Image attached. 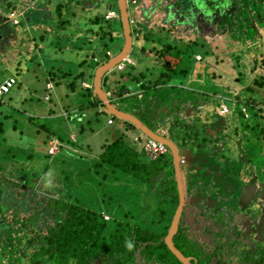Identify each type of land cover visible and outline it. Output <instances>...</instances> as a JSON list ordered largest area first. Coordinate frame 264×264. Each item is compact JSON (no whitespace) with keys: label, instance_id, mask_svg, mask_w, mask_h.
Segmentation results:
<instances>
[{"label":"rangeland","instance_id":"374dc122","mask_svg":"<svg viewBox=\"0 0 264 264\" xmlns=\"http://www.w3.org/2000/svg\"><path fill=\"white\" fill-rule=\"evenodd\" d=\"M29 1L30 0H25V5H27ZM111 1L112 0H73V2L70 1V4H68L62 0H48L47 4H50L54 11L56 5L61 3V17H57L56 13H53L52 8L47 14H45V10L47 9L36 10L37 14L35 17H42L44 20L41 21L47 22L45 26L51 27L48 31L49 33L52 31L53 35H50L49 33L43 34L41 31L36 30L31 32L32 38H29L28 35L24 37L22 36L24 33L23 29H21L28 22L25 21L24 17H22L20 13H16L15 16L19 19L20 25H14V27L11 28L6 22L9 21L11 23V19L9 17V12L11 9L7 7L8 0H0V80L4 75L10 73L13 76H16L18 83L13 89H11L9 94L0 98V122L5 124L3 136L0 134V165L2 166L0 175L2 176V179L5 178V180L16 184L20 179L30 178V176L31 178H37L39 174H42L38 173V171L41 169V164L47 162V158L45 159V153L49 140L46 139V130H42L41 125L47 127L48 131L53 132L51 140L54 141L50 142V145L57 142L56 139H58V137L66 140L70 138L76 143V145H70L66 142L62 143L61 140L58 139L62 143L64 149L60 148L57 153L55 152L56 154L50 153L53 154V156L50 157V166H48L49 169L46 171L45 176H47V178L44 179L42 188L37 187L32 189L38 194L35 196V198L37 197V199H44L42 200V206L48 204L46 203L47 199L42 195L49 194L53 199H58L59 197L57 190L61 187L59 180L60 176L62 177V175H58L59 165L63 166L59 169H62V172L68 173V176H70L71 171H74V168L77 164L83 165L87 163L90 158L95 159L97 154L102 151L105 143H111L109 141L118 136L120 130H122V125L118 121H115L114 126H105L104 121L107 114H104L105 117L102 116V114H98L95 119L94 110L82 107V105H86L88 101L87 93L83 88H88L90 87L89 85L84 83L81 84L82 80L79 79L75 83L76 87L74 92L71 91V89L67 86V83L74 80V76H76L81 71L85 72L86 78L84 80H87V82L92 85V76L94 70H96L99 66L93 70V66L95 64L93 62L92 64H89L91 61H88L86 65L80 67L77 63L78 59L76 58V55L72 53L75 52V50L71 49V47L75 45V47L84 48L88 45L87 39L91 36V31L98 32L97 26L90 25V18H92V16L104 13L106 19V14L109 11L103 10V5L106 3H112ZM236 1L238 0H231V4L233 5L234 9H230V11L224 13L223 15L220 13V16H212L207 14V18L205 20H203L200 15L196 19L192 18L191 20H185L184 17H179L181 15L184 16L182 12L175 15L170 12V14L173 15V19L174 17L175 19H172L169 22H166V12L161 13L158 9L159 7H162V5L159 4V0H135L134 4L131 3V0H127V7L129 19L132 25V37L135 36V28L133 27L134 23H136L135 26L138 28V30H141L140 38L134 40V44H136V46L145 47V45H148V43L144 42L146 40H144L142 36H145L148 39H153L151 41L155 44L160 43L158 46H162L164 44L163 41L167 44H170L171 46H175L178 39L179 41H182L183 44L186 42L185 45L181 46L183 48H179L180 46L177 48H172L169 51L171 54L165 55L166 59L168 61H174V58H178L180 65L179 67L174 68L176 71H179L183 68L186 70V73L188 71L189 74L192 73V77L200 79L196 80L195 82L193 81V83L188 81V79L183 80L179 73L176 75L173 74L169 78L168 84L159 90L158 93L168 92L171 90L170 86H174V89L178 91L179 96L184 98L190 97L192 95L196 96L199 92L198 89L203 87L202 81L204 82V80L211 82L209 85L211 84L214 86L217 91H223L222 89L224 88L220 89L221 86L230 88L231 93H233L232 91L235 89H242V92L237 95V99L240 104L239 106L235 105L234 108L232 102L226 101L230 112L225 118H229L232 120V124L239 127H237L236 130H232L231 133L228 134L231 137V140L228 142V151L224 153V157L219 158L217 161L219 165H224V163L228 162V159L231 158L229 153H231V155H237L235 139L238 136L239 140L242 142V145L244 144L246 148L250 149L248 158H252L251 162L256 164L253 166H255V169H257L260 174V176L257 177V181L264 183V168H262L264 167V141L257 139L261 138L259 129L264 127V119L261 120L260 118H257L254 113L255 110L251 106L246 108V116L243 112H241L240 108L241 103L245 100L254 104V106L260 104V106L263 108L264 117V89L255 86L253 82L251 83L252 85H250V82L254 76H264V25L261 26V23L258 22L257 12L259 11H257L255 8H253L250 12H247L248 14L242 15L244 19L240 18V16L238 19H235V17L233 18V16L238 14L237 12H244L242 7H240L242 10L239 8L235 9L238 3ZM114 2L115 4L113 9L118 13L116 0ZM225 2L227 3L228 0H212L210 10L212 12L216 11L215 6H218V8L222 6L221 9L224 8ZM18 6L19 5L16 7ZM44 7L45 5L40 2L37 6H35V8ZM148 8H154L153 11H149L150 18L147 19L146 17L145 20L142 18L140 19V11L148 10ZM88 9L90 10L88 11ZM64 10L66 11L63 12ZM225 14H227V17H225L228 19L227 22H225V18H222V16ZM208 16H210L211 22H208ZM262 16L264 17V14H262ZM168 18L170 20L171 15ZM59 20L66 21L68 23L65 22L63 26H59ZM238 20L241 21L240 24L243 26V28H241L239 31L234 28L238 24L236 22ZM41 21L39 22V24L42 26L40 29L45 30L47 27L43 26ZM202 21L208 22L209 26H207L206 22ZM109 22L110 24H113L116 34L114 33L115 36L112 42L107 43L105 50L110 51L113 56L117 53L118 49L122 47L121 45H123V35L119 17L116 20H110L107 23ZM213 23L214 25L211 26L210 24ZM39 24L36 23V25ZM103 24H106V21L105 23L103 22ZM162 24H166L170 28L168 30L163 29L166 30V32L162 31V29L159 27V25ZM147 28H150L149 31H147ZM99 30V33L107 35L106 27H102ZM237 31L241 32L242 34H248V37L252 35L253 40L257 39L258 43L251 46L249 44L253 41H245L246 46L244 45V47H238L237 45H234L238 41L233 40L232 38L233 35L237 33ZM207 33H212L211 38L213 39H209L210 37L207 38ZM42 35L45 37L40 38ZM149 35H154L157 39H154V36L149 37ZM29 41H33L37 48L38 53H36L37 57L35 58H32L33 55L31 53L33 51H29V48H27V43ZM138 41L141 42L139 45L136 43ZM218 42H224L223 46L221 47L222 44ZM230 43L232 46L228 47L227 45ZM225 47L229 48L227 51H231V53L235 54V60H233V54L228 56L226 53H224ZM151 52L152 51H150V53ZM29 53L31 54L29 56L32 58V61L28 59ZM244 54L246 56H244ZM139 55L141 54L139 53ZM143 55H147V53L144 52ZM154 55L157 54L154 53ZM197 55L201 58H195ZM236 56H238V58H236ZM96 57L98 58V62H100L99 65L105 63V61H103L105 57L101 52L97 53ZM146 60L147 58L144 59V61ZM152 65L154 64L152 63ZM144 67H146L145 64ZM144 69L145 68H141L140 70ZM67 72L70 74L62 77V74ZM113 72H116L117 74L119 73L118 71ZM160 72H162L161 68L156 65L152 68H149L148 72H143L144 78L142 82L154 80L156 75ZM139 74L140 72L136 73L135 75L138 76ZM115 76V73L107 75L106 82L103 83L104 90H107L110 84L112 85V83L109 84V80ZM47 83L50 84V87L52 88L51 90L47 89L49 86ZM248 85H250L249 89H244ZM188 88L190 89L188 90L190 92L184 95L183 93H186ZM128 89L132 90L134 93H131L129 98H123L125 99L123 100V102H125L124 106H126V104L128 106H136L139 104L136 101V99H138L137 97L142 98L143 96H148L144 94L141 95V91L136 89L134 90L132 86H129ZM204 92H207V88L205 87ZM145 93L149 94L148 91ZM47 96H49V100L48 98L46 99ZM153 98L155 97L153 96ZM112 101L115 102L116 105L122 103L121 99L118 98L115 100L113 99ZM120 107L123 109V106L120 105ZM234 109L236 112L233 111ZM135 115H140V113L136 112ZM89 127L94 129L92 133L89 132ZM81 128H83L84 133L80 135L79 129ZM197 129L198 125L195 126L196 131ZM134 134H136V132L129 131L127 135H125V138L129 141L133 138ZM199 139H201V136L198 137V140ZM209 141L214 143L217 141V139L211 135L205 139L204 143L207 144ZM257 145H263L260 154L257 148H254V152L251 150V147ZM52 150H54V148H52ZM168 153L166 155H168ZM26 155L32 156L30 162L21 161L26 157ZM12 157L15 158V160H12ZM165 158H167V156ZM8 161H20L21 164H8ZM52 164H54V166H52ZM155 164L159 165L161 163L155 162ZM237 165V163L234 164L231 170H238V167H236ZM258 167L260 168L258 169ZM169 168L170 166L166 168V171H168ZM261 169L262 172H260ZM65 173L63 174V177L65 176ZM252 175L254 176V173ZM248 176V174L242 172L238 178L240 181H244L246 183L248 182V185L246 184V186L251 190L249 192H245L244 196H241L242 202L239 198L240 195L235 192L236 194L232 196L233 199H231L230 196L229 200L227 201L230 202L231 206L226 207L225 202L224 208L227 210L231 209V211L236 212L235 215H240L242 217L244 214L245 218L258 220L257 218L261 216V213L264 212V195L260 196V194H264V192L259 187V193H257V185H249L251 178H248ZM93 180V183H95L94 187L96 188L103 184L107 186V190L103 191L109 192L111 189V191H118L116 186H118L120 183L114 184L110 182V176L103 178V176L100 175L98 178L96 177ZM41 181H38V183ZM109 184L110 188H108ZM69 185L65 186V192L71 188ZM72 186L76 187V184L72 183ZM77 187L78 192L80 193V186ZM6 191L18 201L26 199L27 192L25 191L24 193L21 188L15 190V188L10 186ZM16 192H18V194ZM254 192L255 194L252 198ZM99 194L100 191L98 189H95V191L92 189L88 191V197L89 200L92 201V205H98V209L96 210H99L100 208V210L109 217V220L105 221V224L107 225V232H104V235L106 236L108 234L109 236L110 230L116 227V232L117 234L119 233L118 235L124 237L123 239L125 240L127 238L131 239L134 228L130 226V228L122 229V224L128 220L129 215L134 216L135 222L138 223V217L132 213L127 215L123 205L119 206L118 203L121 202L122 197H126L130 202L139 199L140 203L146 205L150 197L147 195H142L139 197L135 183L132 184V187L130 190H128V192L121 191L119 192V195L117 193L115 195L114 201L111 204L108 202H105V204H100L98 202L100 201ZM118 196L120 197L119 199ZM104 198L111 199L112 195L107 193L102 196L101 194V201ZM243 200L248 202L243 203ZM260 200H262L261 205H259ZM5 204L10 205L9 202H5ZM114 204L118 206L115 208ZM246 204H253L251 206L253 208L247 209ZM29 206V211L26 213H21L19 218H26L28 216L31 217V212L33 210L31 209V201L29 202ZM257 206H261V208L259 207L260 209L257 208L259 212L253 213V211H255V207ZM194 209L196 216H191V212H189L188 208L187 218L184 221H181V223L183 225L186 224L185 226H188L189 233L200 236V232L197 231L199 226L197 220L198 218L201 219L202 217L209 216V213L214 212V208L212 205H210L209 208L206 207L201 201L197 203ZM12 216L13 213L11 207L4 213L3 222L0 224V249H2V252H4V256L0 254V262L3 264H16L19 256L22 254L25 255V257L20 259L19 264H27V257H31L32 249L25 246L24 239L15 238L14 232L16 230L18 231L16 225L14 224L12 228H7L6 230L2 229L3 226L9 225ZM167 216H169L167 219L171 218L170 215ZM194 218H197L196 221H194ZM242 220H236L235 222L231 223V225L234 226L232 229L235 230V226H239V228H243L245 230ZM248 221L250 220L248 219ZM212 222L213 221L211 219L208 223L204 222L202 225H208L210 232H213L217 229H223L232 233L234 232L231 231L230 228H227L228 225L217 227L213 225ZM160 223L158 226H162ZM118 228H120L121 232H119ZM156 233L159 234L157 231ZM136 234H138V232H136ZM157 234L152 235V237L158 238L159 235ZM163 234L165 233L163 232ZM221 237L222 240H225L223 235ZM232 237L234 238V235H232ZM232 237H230V239ZM112 239L113 236L111 234L109 242L112 243ZM125 242H123V244L119 243V246H113L110 248V251L106 249L107 252L98 253L100 251H97L91 254L89 264H122V258L120 256L122 254L125 256L126 250L128 249L125 246ZM243 243L246 244L244 241ZM177 245L181 250H183L185 253H188L193 258L198 256L194 251L189 252V250L186 248L184 240L180 239L179 242H177ZM82 248L83 250L85 249L84 246ZM206 249H208L207 246ZM135 252L136 253L134 257L136 258V262H138L139 251L137 250ZM122 261H124V259ZM199 264H202V262L200 261Z\"/></svg>","mask_w":264,"mask_h":264},{"label":"crops","instance_id":"0c3cea01","mask_svg":"<svg viewBox=\"0 0 264 264\" xmlns=\"http://www.w3.org/2000/svg\"><path fill=\"white\" fill-rule=\"evenodd\" d=\"M69 1H72V0H69ZM248 1L250 3L251 8H249L247 4H243L241 2V0L236 1L238 3H237V6L235 7V9L236 8L241 9L240 7H242L244 12L239 10L240 12H237L238 14L233 16V18L235 17V19H238L239 16H240V18H243L242 15L247 14V12H250L253 8H255L257 11H259V12H257L258 18H260L258 20V22L261 23L260 24L261 26L264 25L263 24L264 23V17H262V14H264V0H248ZM39 2L42 3L43 5H45V7L44 8H35V6H37ZM47 2H48V0H30L29 3H27V5H25V2H21L20 0H8V4H11V3L14 4L15 8L12 9V8H10V6H7V7L9 9H11V11L16 10L15 12L20 13L22 15V17L24 16L25 21L29 23V24L27 23L23 28H21V29H23V33H24L22 35L23 37L28 35L29 38H32L31 32L36 31V30L41 31L43 34L49 33L48 30H50L51 27L45 26V24H47V22L41 21V20H44L42 17L41 18L35 17L37 14L36 10H38V9H41V10L47 9V10H45V14H47L48 11L51 10L52 6H50V4H47ZM159 4L162 5V7L158 8L161 13L166 12V11L171 12V10L176 6V5L174 6L173 0H159ZM17 5H19V6L16 7ZM243 5H245V8H243ZM113 6H114L113 2L110 6H109V4L106 3L104 8L106 11H109V10L112 11V10H114ZM55 9H56V7H55ZM52 10H53V8H52ZM89 10L90 9H88V11ZM65 11L66 10H64L63 12H65ZM114 11H116V10H114ZM260 12H261V14H260ZM53 13H56V12L53 10ZM166 14L169 15L168 13H166ZM215 15L220 16V13L219 14L214 13V16ZM179 17L183 18L184 16L181 15ZM225 17L226 16H222V18H225ZM193 18L196 19L197 16H194ZM222 18H220V19H222ZM91 19L93 20V18H90V20ZM114 19L116 20L117 18H114ZM114 19H112V20H114ZM90 20H89L90 25L95 26L90 22ZM224 20H225V22L228 21V19H226V18ZM10 21L12 23V20H10ZM40 21L42 22L43 26L47 27L45 30L40 29L42 27L39 24ZM129 21H130V19H129ZM6 22L9 24V26L11 28L14 27L13 23L11 24L9 21H6ZM202 22H206V21H202ZM236 22L238 24L234 28H236L239 31L241 28H243V26H242V24H240V22H241L240 20H238ZM36 23L39 25H36ZM66 23H68V22H66ZM129 23H130L131 34H132V25H131V22H129ZM206 24H207V26H209L208 22H206ZM19 25H20V23L16 26H19ZM135 25H136V23H134V26H133L135 28V32H134L135 36L132 37L133 45H132V48H131L128 56L126 57L125 60L118 63L111 71L106 73V75L103 77V78H105L104 82H106L107 75L112 74V73H115V75H116L115 77H113L109 80V84L112 83V85L110 84L108 86L107 90L103 89V81H102V89H103L104 93L106 94L108 100L114 106H116L118 109H120L124 112H127V113L132 114L135 117H137L138 120H140L146 127H148L152 133L158 134L159 136L164 137V138L172 141L176 145L178 152L179 151L181 152V153H179V156H180V158H179V167H180L179 168V173H180L179 179L182 183L184 194H185L184 195L185 203H184L183 210L181 213L182 215L180 216L181 221H182V219L185 220L187 218L188 208H189V212H191V216H193V217L196 216L194 213V210H195L194 208L196 207L198 202L202 201L206 207L209 208V206L212 205L214 208V212L209 213L210 214L209 216L202 217L201 219L198 218L197 223L199 226L197 228V231L200 232V236L189 233L188 226H185L186 224L182 225V227H183L184 231L185 230L188 231V233L190 235L189 238L191 240H194L195 242H199L198 248L200 250L202 248V245L207 244L206 246L208 247L209 251L207 250V252H205V254L208 257L210 256V260L212 259V264H264V255L262 256V253H263L262 251L259 252L260 254L257 255L256 257L252 256L253 251L249 252V249L254 244L253 245L251 244L252 242L248 237L245 236L243 238H241V237L238 238L237 235L234 234V238L233 237L231 238L232 240L231 239L229 240L227 236H224L225 240H222V237H221L223 234L222 229H217V230H214L213 232H210L208 225H202V223H204V222L208 223L211 219L213 221L212 222L213 225H215L217 227H222L225 225H228V227H230L231 223L235 222L236 220L241 221V219H239V217L237 215H235L236 212L231 211V209L227 210L224 208V203L226 202L225 203L226 207H230L231 204H230V202H227V201L229 200L230 196H231L230 198L233 199L232 196L236 193L238 195H240L239 198H240V201L242 202L241 196H244L245 192H249L251 190L249 187L246 186V184L248 182L246 183L244 181L239 180L238 176L242 172L248 174L249 175L248 178H251L250 181H252V184H249V185H255L256 184L257 190L259 191L258 188L260 187L261 190L264 192V183L257 181V177H259L260 174H259L258 170L255 169V166H253L256 164L254 162L253 163L251 162V160H252L251 157L248 158V154L250 152V149L246 148V146H244V144L242 145V142L239 140L238 136L235 139L236 148H237V150H236L237 155H235V154L231 155V153H229L231 158L228 159V162L224 163V165H219V163L217 161L219 158L224 157L223 156L224 153L226 151H228V142L231 140L230 139L231 137L228 134H230L232 130H234V129L236 130V128L239 127V126L232 124L233 122L229 118H225L227 114L226 115L220 114V111H219L220 106L222 104L227 106L226 101L232 102L234 108H235V105L239 106L240 104L238 102L237 95L242 92V89H239V88L235 89L234 91H232L233 93H231L230 88H228L226 86H221L220 89L224 88V89H222L223 91H217L216 88H214V86H212L211 84L209 85V83H211V82L204 80V82L202 81L203 87L201 89L199 88L200 90L198 89L199 92L196 96L192 95L190 97H185V98L182 96H179L178 91L174 89V86H170V85H169L171 88L170 91L165 92V93H163V92L158 93L159 90H161L165 85L168 84V82H167V83H164L163 85L154 86V81L159 76V74L161 73L160 72L159 74L156 75V78L152 81H150V80H148L146 82L141 81L144 84L146 83V85L148 86V89H145V90L136 89V90L141 91L140 92L141 95L144 94V95H148V96H146V97L143 96L142 98L137 97L138 99H136V101L139 104L136 106H128L127 104H126V106H124L125 102H123V100H125V99H123V98H125V97L129 98L130 93L127 92L126 94L123 95L122 98H118V97H114L112 92H118L119 91L118 92L119 94L120 93L123 94V91H120V86L124 85L126 87L128 86V88H129V86H132L131 84H133L132 81L130 80L129 76H132V75L136 76L135 74L140 72L139 75H142V77L144 78L143 72H148L149 68H152L155 65L160 67L162 72L166 71V70H164V68H165L164 63H166L167 65L168 64L171 65L172 69L175 70L174 68L179 67V65H180V63L178 62V58H174V61H168L166 59L165 55L171 54V52H169V51L172 48H177L178 46H180L179 48H183L181 46L185 45V43H186L185 42L183 44V42L179 41V39H178L175 46H171L170 44H167L164 41H163L164 44L162 46H158L160 43L155 44L154 42L151 41L153 39H148L145 36H142V38L144 40H146L144 42L148 43V45H145V47L136 46V44H134V40H136L137 38H140L141 30L140 29L138 30V28ZM163 25H164V27L162 29L168 30L170 28L166 24H163ZM210 25L213 26L214 23L210 24ZM110 26L112 27L113 34L114 33L116 34L113 24H110ZM149 29L150 28H147V31H149ZM245 30H247V29H245ZM238 31L235 35H233V38H232L233 40L238 41L234 45H237L238 47H244V45L246 44L245 41H253L252 43L249 44L251 46L256 45L258 43L257 39L253 40L252 35L249 34L250 37H248V34H242L241 32H238ZM91 32H92V34L87 39L88 45L86 47L80 48V47H75V45L71 47V49L75 50V52H72V53H74V55H76V58L78 59V61H77L78 64H80L83 60L85 61L86 59H90L91 56H94V58L92 60L93 62H98V58L96 57V54L103 52L104 48L102 47V41L100 42V40H99V38L101 36L100 33L96 32V31L95 32L91 31ZM49 34L53 35L52 31ZM147 36H148V34H147ZM152 36H154V35H149V37H152ZM211 36H212V33H207V38L210 37L209 39H213V38H211ZM43 37H45V36L44 35L40 36V38H43ZM243 38H245V39H243ZM154 39H157V38L154 36ZM226 41H230V40H226ZM110 42H112V41H110ZM136 43H137V45H139L141 42L138 41ZM218 43L222 44L221 45V47H222L224 42H218ZM27 44H28L27 48H29V51H33L31 53L33 55L32 58L37 57L36 53H38V52H37V48H36L35 44L33 43V41H29ZM121 46L123 47V45H121ZM227 46L231 47L232 44L230 43ZM122 47L119 48L117 53L113 56H112V53H110V51H108L110 53V56H108V58H113L114 56L119 54L122 51ZM228 47H225L224 53H226V55L230 56V54H233V53H231V51L230 52L227 51V49H229ZM150 51H152V52L150 53ZM138 52L141 55H139ZM144 52L147 53V55H143ZM154 53H156L157 55H154ZM31 54L29 53L28 56ZM244 56H246V55L244 54ZM142 57H143V59H142ZM232 57L234 58L233 60H235V54H233ZM32 58H30V56H29L28 59L32 61ZM145 58H147L146 61H144ZM195 58L199 59L201 57L197 55ZM236 58H238V56H236ZM152 63L154 65H152ZM144 64L146 65V67H144ZM118 65L122 66L121 70H117ZM141 68H145V69L140 70ZM113 71H118L119 73L117 74L116 72H113ZM94 72H95V70H94ZM123 73H125L127 76ZM177 73H179L180 77L183 78V80L188 79V81H191V82H193V81L195 82L196 80H200V79H196L195 77H192L193 74L192 73L189 74V71L186 73V70L183 68L180 69L179 71H176V70L174 71V75H176ZM64 74H62V77L66 76ZM119 74H120V76H119ZM8 75L13 76L10 73ZM139 75L137 76L138 79H139ZM93 77H94V73H93L92 78ZM14 78L16 79V77H14ZM85 78L86 77L84 76V79ZM143 78L139 79V80H143ZM16 81H17V79H16ZM69 83L70 82L67 83V86H69ZM82 83L90 86L88 90H91V94H92L91 97H95L93 95V86L90 83H88L87 80L86 81L82 80L81 84ZM47 84H49V83H47ZM125 84H127V85H125ZM204 87L207 88V92H204ZM45 88H46V86H45ZM83 89L85 90V88H83ZM244 89H247V86ZM188 90H190V89L188 88L187 92L183 93V94L184 95L188 94L190 92ZM147 91L149 94L145 93ZM86 93H87V91H86ZM153 96L155 98H153ZM114 98L115 99H117V98L121 99L122 103L119 105H116L115 102L112 101ZM48 100H49V96H48ZM89 100H91V98H88L87 102H89ZM245 101H243L241 103L240 108L246 109V108H248V106H251V104L248 106L245 105L244 104ZM100 103H101V101H100ZM101 105L102 106L98 105V106L92 107L90 109L94 110L95 113L102 114V113H100V111L104 112L103 111L104 106L102 103H101ZM120 105L123 106V109L120 107ZM83 106H85V105H82V107ZM233 111H235V109ZM136 112H139L140 115H135ZM229 112H230V110H229ZM105 115H106V113H105ZM102 116H104V114H102ZM112 117L113 116L106 115L105 121H104L105 126L106 125H108V126H114L115 125V121H118V120H116V118L113 119ZM110 119L113 120V122L111 124L108 123V121ZM118 122H120L122 125V130H120V132L123 133L124 135H127V133L129 131L136 132V134L133 135V138L131 140L128 141L126 138H125V140L128 142L130 147H132L131 149H133V151L139 156V159L145 160L146 163H149V162L155 163V162H158L157 160L162 159L163 162H167V164L170 166L168 171H166V168H164V171H162L161 173L155 174V176L153 177V181L151 183L153 184L154 182H156V184H153L152 190L150 191L151 194L149 195V197H150L149 200L153 201L157 198V196H159V197L162 196L159 194L160 189L157 188L160 181L158 180V183H157V181H155L156 179H158V176L160 174L162 175V176H160V178L162 177V179H163L165 176L168 175V178L170 180L174 181L175 186H176V191H177V197L179 199L178 176H177V173L175 172V169L173 167V156H172L171 152L169 151V149H168V152L170 153V155L168 153V155L165 154L156 160H152L150 158L149 154L145 151V149H144L145 144L143 142L144 139H146V138L149 139V138L143 132H141L135 128L126 129L125 123H122L121 121H118ZM196 125H198L197 131L195 130ZM89 132H91V130H89ZM120 132L118 135L121 134ZM211 135L214 136L217 139V141L214 143L212 141L207 142V144L204 143L205 139H207ZM199 136H201V139L198 140ZM260 136H261V138H257V139H261V141H264V132H263V135L261 134ZM116 137H114L112 140H114ZM136 138H138L139 140L136 141L135 140ZM189 138H191V139H189ZM70 140L72 142L74 141L72 139H70ZM52 141H54V140H50V142H52ZM56 141H58V143H59L57 146L58 149L56 150V153H57L60 148H63V146H62L63 142L61 143L58 139H56ZM111 141H109V142H111ZM156 142H158V141H156ZM67 143H69V142H67ZM159 143H161V142H159ZM262 147H263V145L262 146L261 145L253 146V147H251V150H252V152H254L253 151L254 148H257V150L260 154ZM166 156H167V158H165ZM235 162L238 164L236 166V167H238V170L232 171L231 169L233 168V165L236 164ZM259 168L260 167H258V169ZM262 168H264V167H262ZM260 172H262V169ZM253 173H254V176L252 175ZM142 186H141V189H144ZM254 194H255V192L253 193L252 198H253ZM261 195H264V194H261ZM163 198H164V195H163ZM251 199H249V200H251ZM247 202L248 201L245 202L243 200V203H247ZM261 203H262V200H260L259 205H261ZM253 204H246L247 209L253 208V207H251ZM177 205H178V202H177ZM259 207L261 208V206H259ZM259 207L258 206L255 207V211H253V213L259 212L257 210V208L260 209ZM104 215H106V214L104 213ZM243 217H245L244 214H243ZM263 217H264V212L261 213V216H259L257 218V219H260V220H258V221H260V231H261L259 234L260 239L255 240L252 238L253 241H256V245H259V246L260 245L262 246L264 244V218ZM172 218H173V216H172ZM196 219L197 218H194V221H196ZM179 221H180V219H179ZM178 225H179V223H178ZM243 241L246 244H244ZM254 251H255V249H254Z\"/></svg>","mask_w":264,"mask_h":264},{"label":"trees","instance_id":"16d2710c","mask_svg":"<svg viewBox=\"0 0 264 264\" xmlns=\"http://www.w3.org/2000/svg\"><path fill=\"white\" fill-rule=\"evenodd\" d=\"M62 1L68 4L70 3L69 0ZM114 1L115 0H112L111 2L115 4ZM111 4L112 3H109V6ZM105 5L103 6L105 7ZM7 6H10V8L12 9H14L15 7L12 3L7 4ZM61 8V3H58V5H56L55 12L56 16L59 18L62 14ZM103 10H105V8ZM92 18L93 20L91 19L90 22L98 27V33L100 32V28L106 27L107 35L100 33L102 35L99 38L100 42L102 41V47L104 48L102 53L104 54L105 59L103 61L106 62L109 58L108 56H106L105 51L108 50H105V47L107 43L113 40L115 35L113 34L110 22L107 23L110 20L105 19L104 13L100 15H95ZM105 21L106 24H103V22L105 23ZM65 22L66 21L59 20V26H63ZM93 58L94 56H91L90 59H86L85 61L83 60L78 65L80 67L86 65L88 61H92ZM92 62H89V64H92ZM93 63L95 64L93 66V70L96 67L100 66V62ZM164 66V70L166 71H163L159 74V76L154 81V86L163 85L164 83H167L169 78L174 74L175 70L172 69L171 65H167L166 63H164ZM8 74L4 75L0 82L3 79L9 77ZM69 74L70 73L67 72L64 75ZM84 76V71L79 72L76 76H74V80L71 81L68 86L71 91L74 92V89L76 87V81L79 79L84 80ZM129 77L133 83L131 85L134 90L148 89L146 83L144 84L141 82L142 80H139L143 78L142 75H139V79L137 76L133 75ZM104 81L105 78H103V83ZM252 82L253 84H255V86L264 89V76H254V78L250 82V85H252ZM17 84L18 83L16 81L14 87ZM250 85L247 86V89H249ZM88 89L89 88H85V91H87V96L88 98H91V100H89V102H87V104L83 106V108H92L98 105L102 106L100 101L96 97H91V90ZM10 91L7 94H9ZM120 91H123V94H119V91L112 92L113 96L122 98L123 95L127 92L130 94L132 92V90L128 89V86L126 87L124 85L120 86ZM244 104L247 106L251 104L252 108L254 107L255 109V116H257V118H260L261 120L264 119L263 108L260 106V104L254 106V104L247 102V100L244 102ZM100 113L105 114L102 111H100ZM98 114L99 113H95L94 117H97ZM112 118L115 119L114 117ZM125 127L126 129H130L129 125H125ZM41 129L46 130V139L49 140L45 153V159L47 158V162L42 163L41 169H39L38 171V173H42L43 175L39 174L37 178H31V176L30 178H23L20 179L16 184L5 180L4 177V179H2V176L0 175V224L3 222L4 213L12 207L13 216L10 220V223L9 225L3 226L2 229L6 230L7 228H12L14 224L16 225L18 231L16 230L14 232L15 238L24 239L25 246L27 248L30 247V249H32L31 257H27V264H89L91 254L97 251H100L98 253H104L107 252V250L110 251V248H112L113 246H119V243L123 244V242L127 240L134 244V248L132 251H129L127 249L126 255L123 256L122 254L120 256L122 258V264H141V261L142 263L153 261L155 263L162 262L163 264H180V262L168 250L166 244L163 241V238L165 237L169 229L172 216L175 212L178 202L175 183L174 181L168 178V175L165 176L163 180L162 177L160 178V176H162L160 174L158 176V179L155 180L157 181V183L158 180L160 181L157 188L160 189L159 194L162 195L160 197L157 196L155 200H149L146 205H143V203L139 202V199L130 202L126 197H122L121 202L118 203L119 206L123 205L127 215L131 213L137 215L138 220L140 222L136 223L134 216L129 215L128 220H126L124 224H122V229L130 228V226L134 228V231L131 235V239H123L124 237L118 235L119 233L117 234L116 227L110 230L109 236L108 234L105 236L104 232H107V225L105 224V221L108 220H104V212L101 211L100 208L99 210H96L98 209V205H92V201L89 200L88 197L89 190L92 189L93 191H95V189H98L100 191V201L98 202L100 204H105V202L111 204L114 201L115 195L117 193L119 195V192L121 191L128 192V190H130V188L132 187L133 183H135L136 185L139 197H141L142 195L149 196L151 194L150 191L152 190L153 184H156V182H154L153 184L151 183L153 181V177L155 176V174L161 173L162 171H164V168H167L169 166L167 162H163L162 159H160L157 160V163L161 164L153 165L155 163H146L145 160L139 159V156L133 151V149H131L132 147H130L128 142L125 140L126 136L121 133L114 140H112L111 143L105 144L102 148V151L97 155V157H95V159L90 158V160L83 165L77 164L78 166L76 165L74 171H71L70 176H68V173L62 172L63 170L59 168L63 166L59 165L58 175H62V177L60 176L59 180L61 187L59 185L60 188L58 187L59 189L57 190L59 197L58 199H53L49 194L42 195L44 198L47 199L46 203H48L47 205L42 206V200L44 199H37V197L35 198V196L38 194L35 193L36 191L32 189H35L37 187L42 188L44 179L47 178V176H45L46 171L49 169L48 166H50V157L53 156V154H50L49 152V142L51 140L53 132L48 131L47 127H45L44 125H41ZM79 130L80 135L84 133L83 128ZM89 130H91L92 133V130L94 129L92 127H89ZM4 131L5 124L3 122H0V134H2V136L4 134ZM259 131L260 135H263L264 127L262 129H259ZM58 139L61 140V142L63 143L69 142L70 145H76L75 142H72L69 139H62L61 137H58ZM31 159L32 156L26 155V157L23 158L21 161L30 162ZM12 160H15V158L12 157ZM11 163H16L19 165L21 164L20 161H8V164ZM52 166H54V164H52ZM1 169L2 166L0 165V170ZM64 173L65 176L63 177ZM100 175L103 176V178L110 176V182L114 184L120 183L118 186H116V188H118V191H111L112 189L109 190V192L103 191L107 190V186L103 184H101L98 188L94 187L95 183H93V179L96 177L98 178V176ZM38 181L41 182L38 183ZM72 183H75L76 187H73ZM66 185H69L71 187L69 188V190H67V192H65ZM10 186L15 188V190L21 188L24 193L26 191V199L18 201L13 198V196L6 191L7 188ZM77 186H80V193L78 192ZM141 186L144 189H141ZM108 188H110V184ZM16 193L18 194V192ZM107 193H110L112 195V198H104L101 201V194L103 196ZM119 198L120 197L118 196V199ZM30 201L32 203L31 209H33L31 212V217L28 216L26 218H19V215L21 213H26L29 211ZM5 202H9L10 205H6ZM114 205L115 208L118 206L116 204ZM167 215H170L171 218L167 219V217H169ZM159 223L162 226H158ZM118 229L119 232H121L120 228ZM181 230L184 231V229H180L173 238V242L175 243L177 249L179 248L177 242H179V240L181 239ZM156 231L159 234H157ZM136 232H138V234H136ZM163 232L165 234H163ZM111 234L114 239H112V243L109 242ZM154 234H157L160 237H152V235ZM182 240L188 242L185 235L184 239ZM83 246L85 247L84 250L82 248ZM186 248L189 250V252L194 251L197 253L198 256L194 257L196 260L201 256L200 259L202 264H207L210 262V256L208 257L205 252L201 251L199 248L195 250L190 245H186ZM137 250L139 251L138 262H136V258L134 257L136 253L135 251ZM182 254L186 257L191 256L188 253H185L183 250ZM2 255H4V252ZM22 257H25V255L21 254L18 260H20ZM123 259L124 261H122Z\"/></svg>","mask_w":264,"mask_h":264},{"label":"water","instance_id":"95a60500","mask_svg":"<svg viewBox=\"0 0 264 264\" xmlns=\"http://www.w3.org/2000/svg\"><path fill=\"white\" fill-rule=\"evenodd\" d=\"M224 1V0H223ZM221 2V1H219ZM117 7H118V13H119V19H120V24L122 28V35H123V47L122 51L114 56L113 58H110L107 62L104 64L100 65L94 72V77H93V95L101 101V103L104 106L103 111L109 115L113 116L116 118V120L121 121L122 123H125V125H129L130 128H135L141 132H143L149 139L156 140L158 142L163 143L166 145L171 152L173 156V167L175 169V172L177 173L178 176V205L176 207V210L174 212L170 227L167 231V234L163 238L164 243L166 244L168 250L173 254V256L182 264H190L191 258L189 257H184L180 251L174 246L173 244V237L176 234V231L178 229V223L179 219L183 210V206L185 203V197H184V190L182 183L179 179L180 173H179V153L178 149L176 148V145L170 141L169 139H166L164 137L159 136L158 134L152 133L148 127H146L140 120H138L137 117H135L132 114H129L127 112H124L120 109H118L116 106H114L107 98L106 94L104 93L102 89V81L103 77L111 71L118 63L122 62L123 60L126 59L128 56L132 45H133V39H132V34H131V27H130V21H129V14L127 11V5H126V0H116ZM211 3L212 0H173L174 4V9L176 10H171V13L174 15L177 13H180V9L182 10V13L184 14V19L185 20H191L194 16H201L203 20L207 18V14H210L214 16V13H227L230 11V9H234L233 5H231L229 8L226 9V5L228 3L225 2L224 8L221 9L222 6L218 8L216 7V11L212 12L210 10L211 8ZM243 4H247L249 8H251L250 3L248 0H242ZM243 8H245V5H243ZM153 11L154 8H148V10H142L140 11V19H149L150 18V13L149 11ZM169 15L166 17V22H169L173 19V15L170 14L169 11H166ZM248 14V13H247ZM171 15V19L169 20V16ZM224 16L227 17V14ZM205 17V18H204ZM208 22H211L210 16ZM175 19V17H174ZM173 19V20H174ZM207 21V20H206ZM141 22V21H140ZM179 148V147H178ZM249 184H252V181H249ZM259 193V192H257ZM238 217L240 215H237Z\"/></svg>","mask_w":264,"mask_h":264},{"label":"flooded vegetation","instance_id":"af4514ba","mask_svg":"<svg viewBox=\"0 0 264 264\" xmlns=\"http://www.w3.org/2000/svg\"><path fill=\"white\" fill-rule=\"evenodd\" d=\"M175 10V9H174ZM176 11V10H175ZM180 12H182V10L180 9ZM263 17V16H262ZM260 18H258L257 17V20H259ZM159 27H160V29H162L163 27H164V25L162 24V25H159ZM172 28V27H171ZM162 31H165V30H163L162 29ZM166 32V31H165ZM259 189V188H258ZM259 192V191H258ZM260 196H262L261 194H260ZM182 215V214H181ZM264 218V217H263ZM239 219H243L242 220V224L244 225V227H245V230L243 229V228H239V226H235V230H233L232 229V227H234V226H230V227H228V228H230V230L231 231H234L233 233L232 232H227V231H225V230H223V236H227L228 237V239L230 240V237H232V235H237V237L239 238V237H241V238H243V237H248L250 240H251V244L253 245L250 249H249V252H252V256L253 257H256L257 255H259L260 253L259 252H263L262 253V256L264 255V244L261 246H259V245H256V241H253V239H255V240H259L260 238H259V234H260V221H258V220H260V219H258V220H252V219H250V218H245V217H241V216H239ZM248 219L250 220V221H248ZM182 221H184L183 219H182ZM182 223H181V218H180V221H179V225H178V229H177V231H176V234H177V232L180 230V229H183V227H182ZM181 232V235H180V238L181 239H184V235H185V237H186V239L188 240V242H185V245H190V246H192V248H194L195 250L198 248V245H199V242H195L194 240H191L189 237H190V235H189V233H188V231H180ZM175 236V235H174ZM174 238V237H173ZM253 238V239H252ZM211 240V239H210ZM205 241V240H204ZM203 241V242H204ZM212 241V240H211ZM173 244H174V246H175V243L173 242ZM207 244H204V245H202V248H201V251H203V252H207V250L209 251V249H206V246ZM176 247V246H175ZM177 248V247H176ZM254 249H255V251H254ZM178 250L180 251V253L182 254V250L180 249V248H178ZM240 250V249H239ZM0 254L2 255L3 254V252H2V249H0ZM210 254V253H209ZM183 255V254H182ZM2 256H4V255H2ZM184 256V255H183ZM184 257H186V256H184ZM189 258H191V261H190V264H199V262L201 261L200 260V258H198L197 260L195 259L194 260V258L192 257V256H188ZM19 262H20V260H17V262H16V264H19ZM140 262V261H139ZM141 264H163L162 262H159V263H155V262H153V261H148V262H144V263H142V261L140 262ZM0 264H3L2 262H0ZM180 264H182L181 262H180ZM207 264H212V259L210 260V262L209 263H207Z\"/></svg>","mask_w":264,"mask_h":264},{"label":"built area","instance_id":"2783aa9c","mask_svg":"<svg viewBox=\"0 0 264 264\" xmlns=\"http://www.w3.org/2000/svg\"><path fill=\"white\" fill-rule=\"evenodd\" d=\"M21 1H25V0H21ZM132 4L135 3L134 0L131 1ZM10 18L13 19V24H17L18 23V20L15 16V14L13 12H10ZM114 18H118V13L115 12V11H109L107 14H106V19H114ZM106 55H110L109 52H106ZM122 69V66L121 65H118L117 66V70H121ZM16 84V79L12 76H9L5 79H3L1 82H0V98L5 96L13 87L14 85ZM48 90L51 89L50 85L48 86L47 88ZM109 95V94H108ZM48 98V96L46 97V99ZM220 114L221 115H226L229 113V109L227 108V106L225 105H221L220 106ZM241 112H243L244 114L246 113V109L245 108H241ZM246 116V114H245ZM113 122L112 119H110L108 121L109 124H111ZM136 141H138L139 139L136 138L135 139ZM58 142V141H57ZM55 142L54 144H49L50 148H49V152L50 153H55L56 150L58 149L57 146L59 143ZM144 142V149L145 151L149 154L150 158L152 160H156L158 159L159 157L165 155L168 153V148L162 144V143H159V142H156L152 139H144L143 140ZM52 148H54V150H52ZM52 151V152H51ZM104 220H109V217L108 216H104Z\"/></svg>","mask_w":264,"mask_h":264},{"label":"clouds","instance_id":"9594fccd","mask_svg":"<svg viewBox=\"0 0 264 264\" xmlns=\"http://www.w3.org/2000/svg\"><path fill=\"white\" fill-rule=\"evenodd\" d=\"M21 1V0H20ZM132 1V0H131ZM135 1V0H134ZM21 2H24V1H21ZM126 5H127V0H126ZM231 6V0H228V4L226 5V9L225 10H227V8H229ZM110 11V10H109ZM127 11H128V7H127ZM11 12H13L15 15H16V12H14V11H11ZM106 12V11H105ZM116 12V11H115ZM10 14V13H9ZM224 14V12H222L221 13V15H223ZM10 17V16H9ZM24 17V16H23ZM118 17H119V13H118ZM17 18V17H16ZM11 19V18H10ZM12 20V23H13V19H11ZM18 20V19H17ZM109 20H112V19H109ZM11 23V24H12ZM20 22H19V20H18V23L17 24H13V26L14 25H18ZM106 52H108V51H106ZM108 56V55H107ZM110 56V55H109ZM110 59V58H109ZM108 59V60H109ZM13 77V76H12ZM89 88V87H88ZM131 93H134V92H131ZM153 140V139H152ZM155 141V140H154ZM166 146V145H165ZM167 147V146H166ZM168 148V147H167ZM105 216V215H104ZM171 224V223H170ZM125 246L128 248V250L129 251H132L133 250V248H134V244L132 243V242H129V241H126L125 242Z\"/></svg>","mask_w":264,"mask_h":264}]
</instances>
